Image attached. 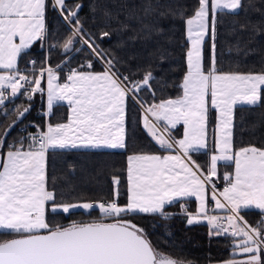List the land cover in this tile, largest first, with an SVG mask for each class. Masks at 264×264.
<instances>
[{"label": "snow or ice", "instance_id": "snow-or-ice-1", "mask_svg": "<svg viewBox=\"0 0 264 264\" xmlns=\"http://www.w3.org/2000/svg\"><path fill=\"white\" fill-rule=\"evenodd\" d=\"M51 4L70 32L59 45L62 52L66 55L79 40L91 56L104 62V71L73 68L65 82L59 83L64 62L52 67L46 56L38 69L36 61H30L34 75H25L18 67V59L34 43L40 42L43 47L48 39V0H0V106L22 91L28 100L37 92L44 93L42 81L46 76L45 115L61 101L69 110L67 123H48L46 130L29 134L27 148L25 137H20V143L8 144L7 152L0 155V233L13 237L0 239V264H185L158 251L144 229L125 217L159 214L168 219L172 213L163 211L165 205L186 197H195L198 202L195 213L181 206L189 225L207 221L210 236L232 237L233 256L240 258L224 264H264V148L235 150L232 133L234 106L256 105L264 98V72H220L215 59L218 11L235 13L243 7L242 0H197L193 14L184 21L189 47L187 71L179 85L182 95L147 106L141 104L143 127L161 149L175 154L129 155L127 202L123 205L119 203L118 177L112 179L111 200L58 204L57 194L47 186L46 157L49 150L126 148V101L130 93L151 90L153 72L146 71L142 80L132 81L129 87V76L119 73L115 58H106V51L99 48L91 34H86L78 18L82 5L70 7L66 0H51ZM179 15L183 17L184 12L181 10ZM146 29L147 26L142 30ZM209 32L212 60L205 71L202 46ZM109 36L105 31L100 39ZM56 47L50 45V49ZM87 66L92 67L91 61ZM209 97L211 108L217 112V123L215 152L205 173L190 153L206 148ZM14 111L15 119L0 135V147L7 144V137L29 107L17 106ZM8 114L6 108L0 112ZM180 123L183 137L173 141L166 133ZM220 161L232 162L234 170L225 173L226 184L217 191L212 178L217 176ZM209 185L215 210L227 215L209 214ZM49 204L53 213L98 209L101 219L50 227L46 220ZM253 208L261 212L255 226L241 215L242 210Z\"/></svg>", "mask_w": 264, "mask_h": 264}, {"label": "trees", "instance_id": "trees-1", "mask_svg": "<svg viewBox=\"0 0 264 264\" xmlns=\"http://www.w3.org/2000/svg\"><path fill=\"white\" fill-rule=\"evenodd\" d=\"M72 7L79 3L78 10L86 34H91L99 48L105 50L106 58H115L116 69L122 76L132 81L142 80L146 71L153 72L151 90L144 88L133 92V96L145 106L162 99L179 96V85L186 72L185 53L187 40L184 21L193 13L197 0H66ZM243 7L235 13L219 10L216 22L215 59L220 72H264V0H242ZM184 16L179 15L180 11ZM163 14V15H162ZM46 24L48 39L41 47L40 42L25 50L18 59L19 68H28L30 59L36 61L37 69L44 58L55 67L62 64L60 80L66 72L78 68L81 71H104V62L94 58L87 46L79 40L66 55L59 47L70 35L68 26L58 12L53 10L48 0ZM211 25V22H210ZM147 26L146 30H142ZM243 26V27H242ZM110 36L100 39L103 32ZM54 34V35H53ZM134 38V39H133ZM212 36L205 38L202 48V62L205 71L211 67ZM56 44L55 49L50 45ZM75 48H80L76 52ZM91 61L92 67L87 64ZM115 70V69H114ZM34 75V73L32 72ZM154 93V95H153ZM17 106L29 107V111L17 122L7 144L0 147L3 153L8 142L20 143L25 137L27 146L29 134L43 130L48 123L65 121L68 107L56 103L51 113H38L43 106L42 94L36 93L31 100L18 95L11 103L7 116L0 115V135L13 119ZM3 111V110H2ZM0 111V112H2ZM213 119L210 116L209 125ZM39 126V128L37 127ZM126 148L113 149H67L49 150L46 157L47 186L54 191L56 202L77 203L111 200L114 195L113 177L120 179L119 203H126V156L130 153H164L146 133L143 127V113L140 106L129 96L126 101ZM172 134L179 135L181 126H176ZM233 147H264V98L256 105H236L233 110ZM191 158L207 171L208 153L199 150L190 153ZM232 164L220 162L217 165L216 186L224 183L225 173H230ZM183 200H176L164 207L165 213H172L164 219L159 214H137L131 217L133 223L143 228L147 238L160 252L188 264H214L227 261L233 256V239L230 235H209L207 223H187V214L181 210ZM47 205L46 220L50 227L64 226V222L74 218L100 216L98 209H73L70 213L51 211ZM187 212L194 211V201L188 200ZM241 215L255 226L261 219L256 209L242 210ZM12 236L0 233V239Z\"/></svg>", "mask_w": 264, "mask_h": 264}, {"label": "crops", "instance_id": "crops-1", "mask_svg": "<svg viewBox=\"0 0 264 264\" xmlns=\"http://www.w3.org/2000/svg\"><path fill=\"white\" fill-rule=\"evenodd\" d=\"M193 14V13H192ZM191 14V15H192ZM190 15V16H191ZM190 16H188V17H190ZM187 17V18H188ZM186 18V19H187ZM185 19V20H186ZM184 29H185V37H186V24H185V22H184ZM207 37V36H206ZM186 40H187V38H186ZM188 47H189V44H188V41H187V48H186V53H187V50H188ZM202 48H203V46H202ZM186 53H185V62H186ZM186 71H187V63H186ZM70 72V70L69 71H67L66 72V75H65V77H64V79L63 80H60L59 79V83H64L65 82V80H66V76H67V74ZM87 72V71H86ZM92 72H102V71H92ZM224 73H230V72H224ZM239 73H242V74H248V73H261V72H239ZM184 75H185V73H184ZM184 77V76H183ZM183 80V79H182ZM182 82V81H181ZM42 86L44 87V89H45V92L44 93H42V96H43V106H42V108H41V110H42V113L45 115V113H48V107H47V93H46V89H47V77L45 76V78L43 79V81H42ZM180 95H182V90H181V94ZM179 95V96H180ZM179 96H177V97H179ZM177 97H173V98H168V99H175V98H177ZM163 100V99H162ZM164 100H166V99H164ZM161 100H159V101H157V102H155V103H159ZM57 103H65L66 105H67V103L66 102H63V101H61V102H57ZM56 104V103H55ZM54 104V105H55ZM237 105H245V104H237ZM236 106V105H235ZM234 106V107H235ZM67 107H68V105H67ZM233 110H234V108H233ZM69 111V110H68ZM210 116H212V119H213V124H212V126H210L209 125V119H210ZM216 117H217V112L214 110V109H212L211 108V103H210V97H209V112H208V119H207V145H206V148H204V149H200V150H206L207 151V153H208V161H207V169H208V166H209V164H210V156L215 152V143H214V129H215V127H216V123H217V119H216ZM67 118H68V112H67ZM67 118H66V120L65 121H62V122H57V123H52L53 125H55V124H58V123H67ZM161 126L163 127V124H162V122H161ZM177 126H181V131H180V134L179 135H177V136H173V141L174 140H176V139H180V138H182L183 137V133H184V127H183V124L182 123H180V124H177ZM46 127H47V124L45 125V127H44V129L43 130H46ZM233 129V128H232ZM168 132H169V134H172V132H174L173 131V129H169L168 130ZM35 133H37V132H35ZM35 133H33V134H35ZM29 136V135H28ZM28 143H29V141L27 140V146H28ZM27 146L25 147V148H27ZM245 147H248V146H245ZM242 148V147H241ZM262 148H264V147H262ZM240 149V148H239ZM239 149H237V150H239ZM8 150V149H7ZM7 150H5L3 153H6L7 152ZM113 150H121V149H113ZM2 153V154H3ZM133 154H155V155H167V154H175L174 152L173 153H169V152H164V153H130V154H128L127 156H126V202H127V157L129 156V155H133ZM220 162H225V161H220ZM220 162H218V163H220ZM229 163H231L232 164V170H231V172H233V170H234V164L232 163V162H229ZM207 172V171H206ZM205 172V173H206ZM230 172V173H231ZM215 178H216V176L215 177H213L212 178V183L216 186V184H215V182H214V180H215ZM225 184H226V181H224V183L222 184V185H220V186H216V189H217V191H222L223 190V188H224V186H225ZM211 187H212V185H209L208 186V188H209V192H208V203H207V208H208V211H209V214L210 215H221V216H223V215H227V213L225 212V211H223V210H215V207H214V201H212L211 200V191H210V189H211ZM190 199H192L193 201H194V211H192V212H188V213H195L196 212V209H197V206H198V202L196 201V199H195V197H186V198H181V199H178V200H183L182 201V203L183 202H187V206H188V200H190ZM166 205H168V204H166ZM165 205V206H166ZM254 209V208H253ZM256 210H258V209H256ZM260 211V210H259ZM187 219H188V216H187ZM200 223H207V221H201ZM195 224V223H194Z\"/></svg>", "mask_w": 264, "mask_h": 264}, {"label": "rangeland", "instance_id": "rangeland-1", "mask_svg": "<svg viewBox=\"0 0 264 264\" xmlns=\"http://www.w3.org/2000/svg\"><path fill=\"white\" fill-rule=\"evenodd\" d=\"M104 64V63H103ZM129 87H131V85L129 86ZM181 94V93H180ZM139 106H140V108H141V104L135 99V97L133 96V94L132 93H130V95H129ZM177 97V96H176ZM168 99V98H167ZM164 100V99H163ZM163 127L161 126V129H162ZM145 129V128H144ZM145 131H146V129H145ZM146 133H147V131H146ZM148 134V133H147ZM180 134V133H179ZM166 135L168 136V137H170L172 140H173V136H177V135H174V134H169V132H167L166 133ZM148 136L150 137V135L148 134ZM151 138V137H150ZM152 139V138H151ZM153 140V139H152ZM154 141V140H153ZM155 142V141H154ZM156 143V142H155ZM158 145V144H157ZM77 203H79V202H77ZM182 205H183V203H182ZM184 208H187V206L186 207H184ZM101 219V217L100 216H98V217H93V216H87V217H80V218H74V219H71V220H68L67 222H64L63 224H66L67 226L70 224V223H72L73 221H75V222H84V223H86V222H91V221H93V220H100ZM82 220H86V221H82ZM235 259H239L240 257L239 256H235L234 257ZM233 259V258H232ZM224 262L225 261H222V262H218V263H214V264H224Z\"/></svg>", "mask_w": 264, "mask_h": 264}, {"label": "built area", "instance_id": "built-area-1", "mask_svg": "<svg viewBox=\"0 0 264 264\" xmlns=\"http://www.w3.org/2000/svg\"><path fill=\"white\" fill-rule=\"evenodd\" d=\"M30 61H32V59H30V60L28 61V64H29V67H28V68H19V69H20L25 75H33L32 72L30 71V69L32 68V65L29 63ZM8 91H10V90H8ZM37 93L42 94V93H40V92H37ZM35 94H36V93H35ZM35 94H33L32 99L34 98V95H35ZM18 95H22V96H24L23 91H22L20 94H18ZM24 97H25V96H24ZM14 98H15V97H9V99H8L7 101H5V104L2 105V106H0V111L4 110L6 107H7L8 109H10V108H11V103L13 102ZM38 113H39V114L42 113V110H41L40 108H38ZM146 131H147V130H146ZM147 133H148V132H147ZM150 137H151V136H150ZM151 138H152V137H151ZM12 143H13L12 141H9V142H8V144H12ZM183 206L186 207V206H187V202H183ZM82 221H86V220H82Z\"/></svg>", "mask_w": 264, "mask_h": 264}, {"label": "water", "instance_id": "water-1", "mask_svg": "<svg viewBox=\"0 0 264 264\" xmlns=\"http://www.w3.org/2000/svg\"><path fill=\"white\" fill-rule=\"evenodd\" d=\"M0 155H2V152H1V150H0ZM11 238H13V237H11ZM8 239H10V238H8ZM185 264H188V263H185Z\"/></svg>", "mask_w": 264, "mask_h": 264}]
</instances>
